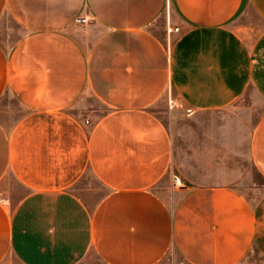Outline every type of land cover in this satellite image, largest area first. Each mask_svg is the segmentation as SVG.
<instances>
[{
  "label": "crops",
  "instance_id": "crops-1",
  "mask_svg": "<svg viewBox=\"0 0 264 264\" xmlns=\"http://www.w3.org/2000/svg\"><path fill=\"white\" fill-rule=\"evenodd\" d=\"M248 91L264 0H0V264H264V191L160 116ZM248 152L264 179V112Z\"/></svg>",
  "mask_w": 264,
  "mask_h": 264
},
{
  "label": "rangeland",
  "instance_id": "rangeland-1",
  "mask_svg": "<svg viewBox=\"0 0 264 264\" xmlns=\"http://www.w3.org/2000/svg\"><path fill=\"white\" fill-rule=\"evenodd\" d=\"M249 16L254 18L251 12L245 15L247 18ZM172 106L174 108L165 110V114L161 113L160 116L173 133L177 146L182 144V149L191 155L194 145L204 143L207 152L213 151L211 170L224 179L229 174L233 177V185L246 197L251 200L258 198L264 191V179L249 158L248 141L256 120L264 112L262 99L248 91L235 105L234 114L229 115L226 111L195 114L179 103ZM205 139H212V145L204 142ZM214 143L217 150L214 149ZM207 158L210 159L209 156ZM86 175L91 177L90 172ZM168 177L162 181L165 185ZM162 182L156 190L163 191ZM77 192L84 193V190L77 187Z\"/></svg>",
  "mask_w": 264,
  "mask_h": 264
},
{
  "label": "built area",
  "instance_id": "built-area-1",
  "mask_svg": "<svg viewBox=\"0 0 264 264\" xmlns=\"http://www.w3.org/2000/svg\"><path fill=\"white\" fill-rule=\"evenodd\" d=\"M77 23H85L86 22V19L83 18V17H79L75 20ZM175 31H178V28H174ZM188 112H190L191 110L190 109H187ZM85 123H88L87 120H85ZM176 180V179H175Z\"/></svg>",
  "mask_w": 264,
  "mask_h": 264
}]
</instances>
